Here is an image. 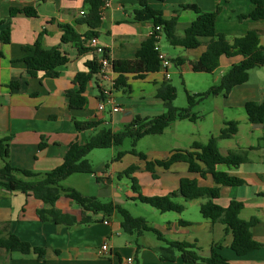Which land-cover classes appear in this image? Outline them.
I'll return each mask as SVG.
<instances>
[{
    "label": "crops",
    "instance_id": "0c3cea01",
    "mask_svg": "<svg viewBox=\"0 0 264 264\" xmlns=\"http://www.w3.org/2000/svg\"><path fill=\"white\" fill-rule=\"evenodd\" d=\"M147 4L160 10L164 19L177 18L175 25L177 37L182 36L183 31L195 18L194 12L183 10L180 6L195 4L202 12L218 9L215 20L216 32L224 34L229 41L243 36L249 29H254L258 33L259 44L264 45V20L238 19L239 15L248 14L253 9L250 0H147ZM25 8H33L36 16L10 13L11 9ZM138 8L137 0H110L109 6L103 8L101 23L96 29L98 32L96 38L107 49L111 60L133 59L142 41L148 37L147 34L152 29L150 22L133 19V12ZM83 9L82 0H0V32L7 27L9 29V42L3 43L0 40V140L6 139L4 144L7 145V157L3 160L0 156V167L7 162L13 168L28 170L41 177L62 164L71 142L82 144L100 128H110L115 132L121 130L124 123L131 122L135 117L150 119L154 112L162 114L165 108L162 100L156 95V89L161 83L170 80L169 69L178 66L184 73L192 72L189 63L197 60L205 50L204 43L207 39L202 38V44L195 49L173 47L169 44L174 53L170 55L167 51H161L160 35L158 47L169 58L171 64L168 79L164 78L163 71L159 69L145 74L142 78L127 75L129 88L113 89L111 92L121 110L112 112L109 106H106L104 111L100 112L97 110L100 99L97 86L103 83L94 75L86 84L83 93L85 105L81 109H71L65 92L77 88L73 81L74 76L80 72L87 73L86 63L95 58L92 51L78 53L74 43L60 44L61 25H70L83 38V34L89 29L79 22L81 17L79 11ZM39 36L43 48L60 45L61 50L68 56L69 61L57 68L56 77H44L41 73L29 76L26 72L23 59L31 52L24 51V48H32ZM240 60V56H222L219 59V66L206 74L215 76L214 81H219L230 66ZM260 70H264V66L251 69L248 80L233 87L227 96L213 97L210 114L217 133L223 127L224 121L238 123V130L232 138L218 141L221 154L255 147L248 151L250 162L247 164L250 167L247 169H244L247 164L237 168L217 167L218 170L242 179L245 184L236 187L220 186L219 197L214 202L225 207L231 200L240 201L243 208L239 217L246 221L252 217L257 218L258 222L251 228V236L257 243L264 244V180L261 179V176H264V137L256 144L252 140L255 138V129H264V124L262 127L254 128L247 121L246 114L238 117L226 116V112L244 110L246 102L256 104L264 102V71ZM74 120L101 124L95 129L79 132ZM178 121L182 120L171 122L164 131L169 129L172 134H176ZM241 127L245 128L251 139L243 144L239 141L232 143L239 135ZM194 136L193 133L190 134L187 148L180 146L179 138H175L171 146L162 148L158 158H147L163 159L173 150L188 149L193 142H197ZM109 149L112 159L115 151L113 148ZM126 155L125 153L118 161L99 162L95 164V168L92 165V174L68 176L64 179L67 187L84 196L95 197L102 202H113L126 208V205L137 200L134 199L133 192L129 195L128 192L122 191V176L117 175L130 165L138 167L133 174L136 179L139 174L146 172L142 161L132 154L136 160L126 159ZM155 171L157 178L151 177L154 180L151 188L155 192L151 195L143 194V188L138 182L141 194L165 195L178 188L181 178H194L199 186L214 185L211 176L201 178L198 174L189 173L183 162L174 163L168 170L156 168ZM75 175L81 176V184H75V181L70 183L71 176ZM59 185L66 188L62 182ZM77 185H81L82 191ZM174 201L183 205L181 213H161L156 210L158 215H154L153 221L147 220L145 216L140 217L157 229L164 239L194 244L201 257H208L210 247L217 244L219 253L229 264H264V247L243 256H237L231 250L232 236L230 232L225 231L224 225L211 222L200 215L199 206L206 201L205 199L185 201L177 197ZM47 208H49L47 204L32 195L18 191L10 192L0 187V229H6L1 236L10 232L31 247L44 250L43 260H40L33 252L26 254L8 252L0 247V264H128L127 258L132 259L131 264H203L184 262L179 255L171 261L161 260L159 248L164 247V242L149 232L138 237L125 234L120 228L116 214L104 217L100 213L86 212L90 222L81 224L80 207L64 194L56 200L54 208L73 217L75 219L73 225L57 224L49 218L41 220L38 211ZM189 210H196L197 215L194 213L193 216H189L187 214ZM179 220L188 224H179ZM105 243L108 250L101 252L100 247Z\"/></svg>",
    "mask_w": 264,
    "mask_h": 264
},
{
    "label": "trees",
    "instance_id": "16d2710c",
    "mask_svg": "<svg viewBox=\"0 0 264 264\" xmlns=\"http://www.w3.org/2000/svg\"><path fill=\"white\" fill-rule=\"evenodd\" d=\"M139 8L134 10L133 19L135 21L150 22L152 29L160 27L159 31H154L140 44L131 60H111L112 72L114 74L113 89H127V75L133 78H142L147 73H153L158 70L159 60L157 52L154 50L155 43L158 41L156 35L164 36L166 41L173 47L179 46L184 49H195L199 47L205 38V50L195 61L189 63V68L195 73H211L219 66L220 57L240 56L241 60L230 66L224 73L217 85L211 86L207 91L201 93H187V106L176 108L172 105L175 99V89L167 81L161 83L156 89V95L164 104L165 111L150 119H140L135 117L131 122L124 123L123 128L118 131H112L110 128H100L96 133L86 138L84 143L71 142L63 157V162L53 170L38 177L28 170L13 168L5 162L0 167V187L4 190L13 192L18 191L25 195H32L40 199L49 208L38 211L41 220L51 219L57 224L71 226L75 219L69 215L62 214L54 208L56 200L61 194L73 201L81 209V224L90 222L86 212L93 214H102L104 217L116 214L119 218L121 230L127 235L141 236L144 233H152L159 240L164 242V247L159 248V258L165 261L175 259L176 255L188 263L202 262L203 264H229L228 261L219 253V246L213 244L210 247L208 257H201L198 254L194 244L185 241H169L162 237L161 233L150 226L147 221L140 216H133L130 212L119 204L113 202H102L95 197L84 196L73 188L61 187L59 183L73 174H92L93 168L87 155L94 149L113 148L115 156L112 161H118L125 152L121 146L125 138L131 141L132 149L129 154L134 155L143 162V169L148 172L153 179L157 178L156 168L168 170L174 163L183 162L187 166L189 173L198 174L201 178L207 175L211 176L212 187L199 186L194 178H181L178 188L175 191L165 195L145 196L140 192L138 180L133 175L138 167L130 165L124 169L118 177L125 176L131 183V191L135 194L134 199L142 204H146L158 212L181 213L183 205L174 201L181 197L185 201L203 198L206 201L200 204L199 213L202 218L211 222H219L224 225L225 231L230 232L232 241L231 250L237 256H243L255 249L264 247V244L257 243L252 239L251 228L258 222L257 218L252 217L249 220H243L239 213L243 204L238 200H231L227 206L222 207L214 202L220 194V186L236 187L244 185V181L238 177L229 175L226 171L218 170V166L227 168H237L242 164L250 162L248 151L255 147H248L245 150L229 151L223 155L219 151L218 141L232 138L237 130L236 121H224L223 127L216 135H210L205 143L193 142L188 149H176L163 159L149 160L142 152H137L134 147L137 142L146 135H160L164 129L175 120H189L194 122L196 115L191 112V108L207 97L218 95L227 96L233 87L241 85L248 80L249 71L255 67L264 66V45L259 44L257 31L249 29L241 37H235L229 41L224 34L216 32L215 20L218 9L210 12H202L195 4H183L180 6L183 10L194 12L195 18L190 25L183 31L181 37L175 35L176 17L164 19L161 11L150 7L147 0H137ZM105 0H82L83 14L80 15L79 22L85 24L89 29L82 36L74 31L70 25H61L62 35L60 44L74 43L78 53L93 51L88 46V41L97 37L96 29L101 23L103 5ZM253 9L245 15H239L238 19H250L253 21L264 20V0H250ZM23 13L26 16H36L33 8L22 10L11 9L10 13ZM0 40L3 43L9 42L8 27L0 32ZM24 51L31 52L23 59L26 66V72L29 76H36L41 73L44 77L58 76L57 68L66 64L69 59L60 45L51 48H43L40 43V36L35 40L32 48H24ZM104 54L108 56L105 48ZM174 62V61H173ZM88 72H80L74 76V83L77 88L69 89L65 92L68 100V106L71 109H81L86 99L83 93L86 84L98 72V65L94 60L86 63ZM99 97L101 92L97 86ZM247 121L250 124H264V102L259 104L246 102L244 105ZM101 123L94 121H76L74 125L79 132H86L95 129ZM6 139L0 140V156L3 160L7 157ZM264 180V176H261ZM179 224H188L179 220ZM5 228L0 229V247L6 251H16L20 253L33 252L40 260H43L44 250L39 247H31L28 243L19 240L15 235L7 232L1 236ZM137 247H139L137 245Z\"/></svg>",
    "mask_w": 264,
    "mask_h": 264
},
{
    "label": "rangeland",
    "instance_id": "374dc122",
    "mask_svg": "<svg viewBox=\"0 0 264 264\" xmlns=\"http://www.w3.org/2000/svg\"><path fill=\"white\" fill-rule=\"evenodd\" d=\"M128 5H130L128 3ZM127 5V6H128ZM160 45H161V51H167L170 55H174L172 53V48L170 47L169 43L166 41L164 36L160 39ZM170 80L168 81L175 89V99L172 101V105L176 108H184L187 106L186 101V92L187 93H201L207 91L211 86L217 85L219 81H214L215 76L212 77L210 74L206 73H195V72H183V70L178 66H172L170 69ZM264 71V70H260ZM212 99L213 97H207L201 102H199L197 105L193 106L191 108V112L196 115V120L194 122L188 121V120H182L177 122L176 127V134H172L171 130L166 129L162 134L160 135H146L142 137L137 144L135 145L134 149L137 152L144 153L147 157L155 158L160 156V151H162V148H168L171 146L172 142L175 140V138H179L180 146H183L187 148L188 142L190 140L189 136L190 134H194V140L200 143H205L210 135H216L217 131L215 126L213 125V117L210 114V110L212 109ZM159 112L152 113L150 118H153L157 115H160ZM244 115V110H234L226 112V116H240ZM255 138H252L253 141H255V144L257 142L261 141V137H264V129H255ZM251 139V137L248 136V132L245 130V128L241 127L239 135L234 138L232 143L235 142H246V140ZM132 149L131 141L129 138H125L123 141V144L121 146V150L124 151L127 155L125 156L126 159H132L136 160L135 157H133L131 154H129V151ZM115 151V150H114ZM116 152V151H115ZM111 150L109 148L107 149H94L92 150L88 155L87 159L91 163V165L94 166L95 164L99 162H111L110 158ZM248 164L244 166V169H247ZM70 183L75 181V184H81L80 180L82 179L81 176L75 175L71 176ZM122 184L121 188L123 192H128L129 195L132 194L131 191V183L128 178L125 176L121 177ZM140 186L143 188V194L145 195H151L153 192H155L154 189L151 188V185L154 184V180L151 178V176L143 172L138 175L137 178ZM69 181V180H67ZM77 181V182H76ZM62 184L67 187V183L65 180L61 181ZM60 182V183H61ZM79 190L82 191L81 185H77ZM78 192V191H77ZM126 209L130 212L133 216H145L147 220L153 221L154 215H158V212L151 208L150 206L146 204H142L138 201L134 203H129L126 205ZM154 213V214H153ZM194 213L197 215L196 210H189L187 214L189 216H193Z\"/></svg>",
    "mask_w": 264,
    "mask_h": 264
},
{
    "label": "built area",
    "instance_id": "2783aa9c",
    "mask_svg": "<svg viewBox=\"0 0 264 264\" xmlns=\"http://www.w3.org/2000/svg\"><path fill=\"white\" fill-rule=\"evenodd\" d=\"M110 0H105L103 8H107L109 6ZM84 12L81 10L79 14L82 15ZM160 27L156 26L148 32V36H150L154 31H159ZM159 35H156V39L159 40ZM88 46L92 48V52L94 54L95 61L98 65V72L96 74L97 79L103 83V85H99V89L101 92L100 99L98 101L97 110L103 112L106 106H109L112 112H117L121 110L118 104L115 103L114 98L111 94L114 85V74L112 72L111 67V59L106 57L104 54L105 47L100 44L96 37L91 38L88 41ZM154 50L157 52V57L159 60L158 69L163 71V75L165 79L169 78L168 69L170 67L169 58L160 51L158 47V41L155 43ZM101 252H107L108 246L107 244H103L100 247ZM126 262L131 264L132 259L127 258Z\"/></svg>",
    "mask_w": 264,
    "mask_h": 264
},
{
    "label": "water",
    "instance_id": "95a60500",
    "mask_svg": "<svg viewBox=\"0 0 264 264\" xmlns=\"http://www.w3.org/2000/svg\"><path fill=\"white\" fill-rule=\"evenodd\" d=\"M254 128L262 127V124H253Z\"/></svg>",
    "mask_w": 264,
    "mask_h": 264
}]
</instances>
